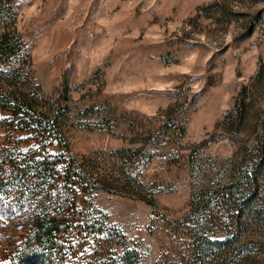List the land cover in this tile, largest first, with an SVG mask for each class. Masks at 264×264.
<instances>
[{"label": "rangeland", "instance_id": "obj_1", "mask_svg": "<svg viewBox=\"0 0 264 264\" xmlns=\"http://www.w3.org/2000/svg\"><path fill=\"white\" fill-rule=\"evenodd\" d=\"M7 32L0 264H193L200 223L229 239L204 264H264V0H0ZM17 88L46 131L2 108ZM36 217L67 230L23 256Z\"/></svg>", "mask_w": 264, "mask_h": 264}, {"label": "trees", "instance_id": "obj_2", "mask_svg": "<svg viewBox=\"0 0 264 264\" xmlns=\"http://www.w3.org/2000/svg\"><path fill=\"white\" fill-rule=\"evenodd\" d=\"M20 43V38L14 36V34L12 33L7 32L0 35V60L7 62L19 50L18 48H20ZM16 70H20V68H17ZM15 72L16 71H14V74ZM16 76H18V74H16ZM21 98L23 100H21ZM3 102L5 107L2 108L4 110L10 111L13 107H16L14 111L12 110L15 115L22 114L20 116H24V114H26L31 118H35V115L37 114L39 116V119H41V126L45 128V131L47 128H49L47 127L48 124L50 126H52L53 124L54 120L46 116L42 117L41 114L38 113L39 108H37L35 104H33L34 101L31 97H28L27 95L25 96L22 88H17L16 91L6 93L3 98ZM51 120L52 123L50 122ZM39 161L42 160L39 159ZM38 169L45 176L47 174V177L52 176L53 178H58V180H62L63 182H65V184L72 183L75 188L77 187V184L80 183L81 188L73 189V192L74 194L76 193V196L80 190L86 192L88 186H90V183H88V180L81 172L79 165L74 163L73 160L69 162V164H67L65 167H63L64 171L58 168L57 162L52 158L47 159L43 165H40L38 167ZM127 173L129 174V172ZM127 173L123 174L124 182L129 178V176H131L130 174L129 176H125ZM102 181H106L108 184H110L107 179H102ZM32 220V227L34 229V232L32 234V237L26 244L24 251H22L23 256L30 254V252L34 249H37L38 246H46V248L48 247L49 249H54L58 244L57 240L61 239L67 230V228H61V223L59 220H49L37 217ZM202 226L203 225L200 223L199 225H195L194 227L197 238L196 240L194 239V244L192 246L193 264H204L205 258L207 256L213 257L214 251L220 252L221 249L223 250L224 248H227L226 245H228L227 243L229 242V239L210 241L207 237L202 235L204 229ZM203 255L207 256L202 258ZM139 262V252L135 249L127 250L120 259V264H139Z\"/></svg>", "mask_w": 264, "mask_h": 264}]
</instances>
